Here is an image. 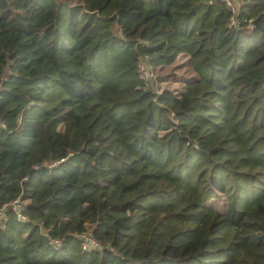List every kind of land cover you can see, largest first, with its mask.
<instances>
[{
    "label": "trees",
    "instance_id": "1",
    "mask_svg": "<svg viewBox=\"0 0 264 264\" xmlns=\"http://www.w3.org/2000/svg\"><path fill=\"white\" fill-rule=\"evenodd\" d=\"M230 15L0 0V264H264V0ZM179 53V91L142 88Z\"/></svg>",
    "mask_w": 264,
    "mask_h": 264
},
{
    "label": "built area",
    "instance_id": "2",
    "mask_svg": "<svg viewBox=\"0 0 264 264\" xmlns=\"http://www.w3.org/2000/svg\"><path fill=\"white\" fill-rule=\"evenodd\" d=\"M220 1H222L224 3L225 7L231 13V15L229 17V25L231 27H238L239 26V20H237L236 15L238 13L239 2L237 3V0H220ZM251 20H252V18L244 19L246 28L253 26ZM135 64H136V68H137L138 78L143 84L142 88L151 84L154 81L153 80L154 79V69L147 66L142 60H138ZM8 205L12 210L16 211L17 214L20 215L19 210L23 207V202L19 196H16L13 199H11L9 201ZM0 213L2 214L1 209H0ZM20 216H23V215H20ZM1 218L4 220L5 215L2 214ZM79 238H80V246L82 249H85V250L99 249L101 247V245L93 238L90 231H84V232L80 233ZM50 242L55 247L59 244V241L55 238H52L50 240Z\"/></svg>",
    "mask_w": 264,
    "mask_h": 264
},
{
    "label": "rangeland",
    "instance_id": "3",
    "mask_svg": "<svg viewBox=\"0 0 264 264\" xmlns=\"http://www.w3.org/2000/svg\"><path fill=\"white\" fill-rule=\"evenodd\" d=\"M240 0H237V3ZM184 55L179 53L175 58V65L171 68H163L161 70H154V81L152 82V86L155 92L160 91V89L167 87L171 88L173 91H179L181 89V77L186 75V70L188 69V65L185 64ZM163 132L161 131L160 134ZM208 206L214 208H222L223 202L220 197H214L206 202Z\"/></svg>",
    "mask_w": 264,
    "mask_h": 264
},
{
    "label": "water",
    "instance_id": "4",
    "mask_svg": "<svg viewBox=\"0 0 264 264\" xmlns=\"http://www.w3.org/2000/svg\"><path fill=\"white\" fill-rule=\"evenodd\" d=\"M260 14L256 15L255 17L252 18L251 22L254 26H258V17Z\"/></svg>",
    "mask_w": 264,
    "mask_h": 264
},
{
    "label": "crops",
    "instance_id": "5",
    "mask_svg": "<svg viewBox=\"0 0 264 264\" xmlns=\"http://www.w3.org/2000/svg\"><path fill=\"white\" fill-rule=\"evenodd\" d=\"M184 58H185V56H184Z\"/></svg>",
    "mask_w": 264,
    "mask_h": 264
}]
</instances>
